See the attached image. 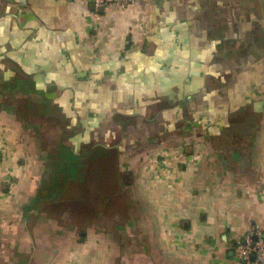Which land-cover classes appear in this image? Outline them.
I'll return each mask as SVG.
<instances>
[{
	"label": "crops",
	"instance_id": "1",
	"mask_svg": "<svg viewBox=\"0 0 264 264\" xmlns=\"http://www.w3.org/2000/svg\"><path fill=\"white\" fill-rule=\"evenodd\" d=\"M255 228L264 0H0V264H240Z\"/></svg>",
	"mask_w": 264,
	"mask_h": 264
},
{
	"label": "built area",
	"instance_id": "2",
	"mask_svg": "<svg viewBox=\"0 0 264 264\" xmlns=\"http://www.w3.org/2000/svg\"><path fill=\"white\" fill-rule=\"evenodd\" d=\"M85 6L108 8L118 6L125 10L130 8L136 0H80ZM172 154L170 157H173ZM182 156V154H179ZM197 160L200 154H196ZM195 160L196 158L193 157ZM235 251L240 264H264V233L258 229H252L243 235L235 244ZM253 257V260H251Z\"/></svg>",
	"mask_w": 264,
	"mask_h": 264
},
{
	"label": "water",
	"instance_id": "3",
	"mask_svg": "<svg viewBox=\"0 0 264 264\" xmlns=\"http://www.w3.org/2000/svg\"><path fill=\"white\" fill-rule=\"evenodd\" d=\"M90 8H91L92 10H95V11H98V12H104V8H103V7H99V8H97V9H95L94 6H90ZM251 260H253V257H251Z\"/></svg>",
	"mask_w": 264,
	"mask_h": 264
},
{
	"label": "rangeland",
	"instance_id": "4",
	"mask_svg": "<svg viewBox=\"0 0 264 264\" xmlns=\"http://www.w3.org/2000/svg\"><path fill=\"white\" fill-rule=\"evenodd\" d=\"M122 213H124L125 211H121Z\"/></svg>",
	"mask_w": 264,
	"mask_h": 264
},
{
	"label": "trees",
	"instance_id": "5",
	"mask_svg": "<svg viewBox=\"0 0 264 264\" xmlns=\"http://www.w3.org/2000/svg\"><path fill=\"white\" fill-rule=\"evenodd\" d=\"M123 246V245H122Z\"/></svg>",
	"mask_w": 264,
	"mask_h": 264
}]
</instances>
